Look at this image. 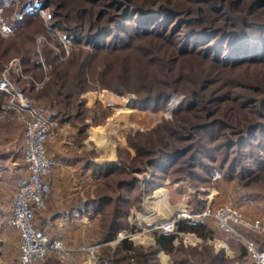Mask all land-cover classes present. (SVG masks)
I'll return each instance as SVG.
<instances>
[{"label": "trees", "instance_id": "obj_1", "mask_svg": "<svg viewBox=\"0 0 264 264\" xmlns=\"http://www.w3.org/2000/svg\"><path fill=\"white\" fill-rule=\"evenodd\" d=\"M40 1L51 10L49 21L26 14L17 26L23 34L42 35L59 47L60 55L46 44L22 54L23 70H33L44 81L41 90L32 86L28 91L36 93V104L41 103L38 93L44 92L51 108L45 113L54 122L83 121L86 113L102 122L106 113L96 121L98 107H85L83 95L92 90L122 95L135 89L140 97L131 99L129 107L152 111L166 109L172 92L185 95L171 118L149 130L155 135L153 144L136 139L142 133L130 137L134 156L125 148L113 163L64 157L107 183L106 190L87 196L99 214L96 244L116 241L112 264H159L161 251L176 264H221L222 254L207 242L199 250L181 240L183 233L212 236L205 219L178 221L174 235L154 231L155 244L134 246L117 237L130 228L131 210L141 209L144 196L165 178L179 182L187 174L197 188L227 182L239 188L244 202L264 199V0ZM0 5L6 11L14 6L11 0H0ZM57 32L70 44L66 56ZM45 65L52 67L47 80ZM128 83L135 87L117 85ZM148 84L152 88L140 93ZM206 204L192 193L190 212L201 214ZM233 227L264 250V236ZM47 264L61 263L51 259Z\"/></svg>", "mask_w": 264, "mask_h": 264}, {"label": "rangeland", "instance_id": "obj_2", "mask_svg": "<svg viewBox=\"0 0 264 264\" xmlns=\"http://www.w3.org/2000/svg\"><path fill=\"white\" fill-rule=\"evenodd\" d=\"M11 1L14 6L13 9H9L8 11H6L5 7L0 5V35L3 37L0 44V82L5 89L0 91L5 94L0 96V211H3L6 203H11L15 181L26 172V167L20 154L21 146H23L24 142V125L21 121L14 119L12 116H3L2 107L8 105L10 102V93L18 92L25 100L33 103L32 105H35L43 112L48 113L51 109L48 104L50 100H48V98L46 100L43 91L38 93L41 103L36 104L37 102L33 101V95L36 93L28 91L29 88L34 86L35 91L41 90L44 86V81L36 79V77H34L36 72L33 70L30 72L23 70L22 54H24L26 49H29L30 47V51H39L42 46L46 44L49 47H52L55 52L60 55L59 47H56L52 40H47L42 35L39 37H32L31 34L25 35V33L23 34L21 31V27H19V25L17 26V21L23 18L24 15H21L31 5L37 3L42 5L45 13L44 15L38 14V16H40L45 23L51 18V10L45 8L40 0H22L23 2H21V0ZM11 24H13L14 27H12ZM61 33L58 34L57 40H60L63 43L66 52L62 56H66L70 51V44L64 40V38H61ZM31 37L34 39H31ZM3 50L4 52L2 54L1 52ZM62 58L65 59L64 57ZM51 68L52 67L45 65V80L49 78L50 74L48 71H51ZM117 85L124 88L135 87L132 86L131 83L124 86L120 84ZM149 88H152V85L148 84L141 87L140 93L146 92L144 89L147 90ZM22 89L27 90L28 93H26L25 90L24 92ZM83 96L86 108L91 110L98 107L96 110V121L102 120L103 113H106L105 119L102 122H95V119L92 117L93 115L91 116V113H86V119L83 121L79 118H76L74 121L68 118V121L66 122H57L54 135L50 137L48 143V154L51 156L58 157L60 154L66 155L65 157L71 156L73 158H76V156H90L93 157L94 161L97 160V162L107 161L115 157L116 160L114 162H117L120 157V152H122L121 150L125 148L129 149L134 156L136 151L131 146L129 140L130 137L134 139L138 134L142 133V135L137 136L136 139H139L144 143L150 142L153 144L155 135H151L149 130L155 127L162 119L171 118L174 110L185 98L183 93L172 92L166 109L152 111L149 109L129 107L131 99L140 97L135 89L126 91L122 95L116 94L109 89H97L89 91ZM173 103H175L174 107ZM50 155L49 157L51 159ZM184 175L185 176L179 182H175L171 178H165L163 185L160 187L166 188V196L173 205L178 206L181 203L188 204L187 211H179L174 216L170 217V213L166 210L165 202L164 205L158 204L155 208L158 210L159 214H161V217L165 216L161 218L159 224L174 219L177 215L182 214L183 212L189 216L196 215L190 212L189 204L192 199V193H197L203 199H206L207 202H211L209 204L212 208H217L221 205H232L240 209L247 219H260L264 224V199L244 202L238 197L239 188L236 189L232 184L227 182H220L218 185H202L197 188V186L193 184L191 177L187 174ZM50 178H52V175ZM217 179H220V174L218 173L215 174L213 181L216 182L218 181ZM76 180L88 185L85 186L84 191L86 196H93L94 194H97V192H100V189L102 190V188L105 190L107 189V186H105L107 183H102L91 170L88 171V173H78L76 175ZM156 190L157 188L144 196V198L149 195L155 197ZM202 192H205V194H201ZM136 210L140 214L139 216L143 218V206L141 209L137 208ZM184 219L198 220L200 218L194 216L189 218L185 217L181 220ZM206 220H210L212 223L210 224V227L214 229H211L212 236L202 238L194 233H183L181 234V240L183 243L185 245L198 246V249L200 250L202 249V244L207 242V244L212 247L211 249H213L214 253L222 254L223 261L221 264H247L249 254L244 240L237 238L234 234H225L220 231L214 219L208 218L205 219V221ZM98 222L99 216L97 217V227L99 228ZM156 226H158V224L151 228L133 224L131 228H129L130 230L133 229L131 237L120 238L118 233L117 241L128 239L134 246L155 244L156 240L154 231H159L164 234L161 230L156 229ZM246 229L253 232V234L255 233L256 235L264 236V231L256 232L249 228ZM234 231L238 233L235 229ZM98 236L99 233H87V245L76 250L71 248L65 241L66 245L73 252L76 264H112L111 252L115 248L116 241L112 243L96 244ZM247 238L255 241L251 236H247ZM0 240L5 241L0 245V264H19L17 234L11 232L0 233ZM175 243H177V241H175ZM91 252H93L94 255L92 262H90ZM163 253L169 256V260L172 264H176L173 261L171 254L165 251H161L158 255L159 264H163ZM51 259L63 264L56 257H49L44 262L47 260V262H49ZM205 260L209 261V258H206ZM47 262L45 264H47ZM170 262H168V264H171Z\"/></svg>", "mask_w": 264, "mask_h": 264}, {"label": "built area", "instance_id": "obj_3", "mask_svg": "<svg viewBox=\"0 0 264 264\" xmlns=\"http://www.w3.org/2000/svg\"><path fill=\"white\" fill-rule=\"evenodd\" d=\"M44 13L42 5L37 3L28 7L21 16L44 15ZM3 90H5L4 87L0 85V91ZM10 95V102L2 107V115L12 116L24 125L26 178L14 188L10 215V224L18 232L21 240L18 262L19 264H42L49 257H56L63 264H76L72 250L63 239L41 234L35 226L36 214L46 209L47 200L52 193L50 177L54 165L48 154V143L50 137L54 135L57 124L45 112L25 100L20 93L13 92ZM194 216L200 219L212 218L220 231L242 238L249 254L247 264H264V250H259L254 241L240 236L233 229V225L238 224L260 232L264 231L263 222L260 219H247L240 209L232 205H221L217 208L208 206L198 215L189 216L183 212L174 219L158 224L155 228L165 235H174L178 233V221ZM132 231L133 229L122 230L119 236L129 238ZM93 259L94 255L91 252L90 262Z\"/></svg>", "mask_w": 264, "mask_h": 264}, {"label": "crops", "instance_id": "obj_4", "mask_svg": "<svg viewBox=\"0 0 264 264\" xmlns=\"http://www.w3.org/2000/svg\"><path fill=\"white\" fill-rule=\"evenodd\" d=\"M23 146H21L20 154L25 165ZM65 156L66 155L63 154L58 155V157L51 156L55 165L51 178L52 194L47 200L46 209L36 214L35 226L39 233L52 238L57 237L64 239V241H66L71 248L76 250L87 245V233L99 232V228L97 227V217L99 214L95 213L92 207L89 206L88 197L84 194L85 186L88 185L80 183L79 180H76V175L78 173H88L90 170L83 169V165L81 163L72 164L71 162L63 161ZM115 160L116 159L114 157L107 161L98 162L111 163ZM95 162L98 163L97 160ZM25 178L26 172L24 175L17 178L14 187H16L17 184ZM166 192V188L160 187L155 191V197L149 195L144 198L143 218L139 216L140 214L135 208L132 209L128 217L130 228L133 224L147 226L149 228L159 224L161 218L165 216L161 217V214H159L155 207L158 204L164 205V202L167 208L166 210L170 213V217L174 216L179 211H187L188 204L181 203L178 206L173 205L171 201H169V198L165 196L167 194ZM209 203L211 202H207L206 207L210 206ZM10 215L11 203H6L3 211H0V233H16L18 239L17 248L19 251L21 240L18 232L10 224ZM206 223L209 225L212 224L210 220H206ZM4 242L5 241L0 240V245ZM162 257L163 264H168V262H170L167 254L163 253Z\"/></svg>", "mask_w": 264, "mask_h": 264}, {"label": "bare ground", "instance_id": "obj_5", "mask_svg": "<svg viewBox=\"0 0 264 264\" xmlns=\"http://www.w3.org/2000/svg\"><path fill=\"white\" fill-rule=\"evenodd\" d=\"M174 104H175V103H173V107H174ZM171 107H172V106H171ZM166 195H167V194H166ZM166 195H165V196H166ZM167 198H168V197H167ZM163 199H164V198H163ZM163 199H162V200H163ZM168 204H169V203H168Z\"/></svg>", "mask_w": 264, "mask_h": 264}]
</instances>
